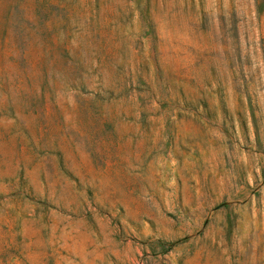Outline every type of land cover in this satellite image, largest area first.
Returning a JSON list of instances; mask_svg holds the SVG:
<instances>
[{
	"label": "rangeland",
	"instance_id": "1",
	"mask_svg": "<svg viewBox=\"0 0 264 264\" xmlns=\"http://www.w3.org/2000/svg\"><path fill=\"white\" fill-rule=\"evenodd\" d=\"M0 264H264V0H0Z\"/></svg>",
	"mask_w": 264,
	"mask_h": 264
}]
</instances>
